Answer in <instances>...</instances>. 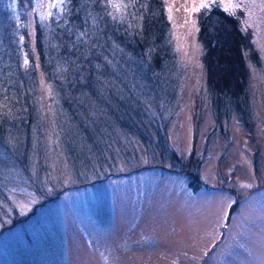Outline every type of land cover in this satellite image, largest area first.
<instances>
[{"label":"rangeland","instance_id":"rangeland-1","mask_svg":"<svg viewBox=\"0 0 264 264\" xmlns=\"http://www.w3.org/2000/svg\"><path fill=\"white\" fill-rule=\"evenodd\" d=\"M164 1L171 71L157 89L163 112L152 103L148 120L163 144L122 140L109 154L106 142L101 163L92 150L74 153L70 139V162L49 138L29 172L8 166L14 208L0 212V264H264V0ZM49 2L11 0L31 45L36 26L48 25L42 14H62ZM201 2L211 6L191 10ZM213 7L249 45L245 93L232 101L210 91L203 62L200 12ZM36 91L50 128L58 125L51 84L40 79Z\"/></svg>","mask_w":264,"mask_h":264},{"label":"trees","instance_id":"trees-1","mask_svg":"<svg viewBox=\"0 0 264 264\" xmlns=\"http://www.w3.org/2000/svg\"><path fill=\"white\" fill-rule=\"evenodd\" d=\"M164 2L138 0L121 21L109 15L107 0H66L60 16L53 14L48 25L36 26L31 45L27 28L11 13V0H0V212L8 217L14 208L8 166L29 172L33 149L44 153L49 138L59 142L56 152L70 162V139L74 153L81 150L85 157L93 151L101 163L106 142L109 154L122 140L125 146L134 147L136 139L148 147L155 136L156 145L163 144L159 127L153 123L151 128L148 120L156 119L150 113L152 103L163 112L157 89L163 73L171 71ZM199 20L209 89L232 101L235 92L237 97L245 93L247 40L222 8L201 11ZM22 51L27 53L24 58ZM40 79L55 93L53 117L60 122L51 128V119L39 108ZM62 132L68 140H62ZM101 139L105 142L95 144Z\"/></svg>","mask_w":264,"mask_h":264},{"label":"snow or ice","instance_id":"snow-or-ice-1","mask_svg":"<svg viewBox=\"0 0 264 264\" xmlns=\"http://www.w3.org/2000/svg\"><path fill=\"white\" fill-rule=\"evenodd\" d=\"M138 0H107V5H109L112 9V12L109 13L113 20H123L125 15L128 13V9L135 6ZM65 0H51V2L47 3L48 9H59L63 12V5ZM13 6L14 5H10ZM45 5L41 4L40 7H44ZM211 5L209 3L201 2L200 4L196 5L193 4L191 6L192 11H199L200 9H207ZM237 7L239 5H236ZM186 7V6H185ZM52 11H48L46 14H42V19H47L48 17L52 16ZM134 15V14H133ZM138 19H143V17H139ZM81 35H87L86 33H81ZM28 64V60H25V65ZM244 187H250V185H243Z\"/></svg>","mask_w":264,"mask_h":264}]
</instances>
